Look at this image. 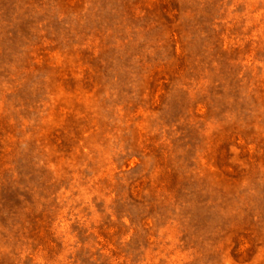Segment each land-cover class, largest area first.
Instances as JSON below:
<instances>
[{"label": "rangeland", "instance_id": "obj_1", "mask_svg": "<svg viewBox=\"0 0 264 264\" xmlns=\"http://www.w3.org/2000/svg\"><path fill=\"white\" fill-rule=\"evenodd\" d=\"M0 264H264V0H0Z\"/></svg>", "mask_w": 264, "mask_h": 264}]
</instances>
